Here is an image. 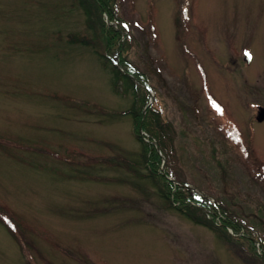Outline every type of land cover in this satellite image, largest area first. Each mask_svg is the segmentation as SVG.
Returning <instances> with one entry per match:
<instances>
[{
  "label": "rangeland",
  "instance_id": "1",
  "mask_svg": "<svg viewBox=\"0 0 264 264\" xmlns=\"http://www.w3.org/2000/svg\"><path fill=\"white\" fill-rule=\"evenodd\" d=\"M113 10L0 0V264H264V0ZM150 95L144 141L133 114ZM139 139L211 209L172 205ZM221 204L247 228L223 226Z\"/></svg>",
  "mask_w": 264,
  "mask_h": 264
},
{
  "label": "trees",
  "instance_id": "2",
  "mask_svg": "<svg viewBox=\"0 0 264 264\" xmlns=\"http://www.w3.org/2000/svg\"><path fill=\"white\" fill-rule=\"evenodd\" d=\"M98 7V9L101 11V13H105L109 20L115 21L117 19L114 18V6H115V0H93ZM101 32L104 35L105 39V48L110 52H115L121 50L123 48L122 42H119L120 33L117 29H115L113 26L106 24L105 22H102L101 24ZM119 62L121 66H124L126 63L123 61V59H119ZM130 67V66H129ZM131 68V67H130ZM127 72L131 73L134 78L139 79L141 76L136 74L134 71L127 70ZM116 74L118 76H121L122 78L126 79L127 81L133 83L134 78L122 73L118 68L116 69ZM137 85L139 91L141 93L145 94L146 88L140 84V82H137ZM143 100V99H142ZM137 105V102L136 104ZM144 105V103H143ZM150 106V105H149ZM147 106L145 109V115L143 113L142 107L138 108L135 114H133V118L135 120L136 124H140L142 130L148 134H150L152 139H155V136L152 134L154 129V134L156 131L155 126H160L158 123L159 115L151 109V107ZM136 109V107H135ZM141 138V137H140ZM143 146L145 147L147 151V160L146 165L150 170V173L152 176H154L159 182L162 183V185L165 187L166 192V198L171 200V204H178L183 205L185 202H198L202 206H205L209 209H211V203L208 200H205L198 195H196L194 192H192L189 188L180 186L178 184H175L170 180L169 177L172 175L171 171L169 170L168 166L165 167L166 172L163 173L160 168H158V163L160 162L161 158L159 153L156 151L153 145H147L144 143L141 139H139ZM221 212H222V225L232 228L235 232H238L239 229H242V227L247 228L242 220L238 218L236 215H234L232 212H230L225 204H221ZM247 231L250 234H253V231L250 229H247ZM264 255V254H263Z\"/></svg>",
  "mask_w": 264,
  "mask_h": 264
},
{
  "label": "water",
  "instance_id": "3",
  "mask_svg": "<svg viewBox=\"0 0 264 264\" xmlns=\"http://www.w3.org/2000/svg\"><path fill=\"white\" fill-rule=\"evenodd\" d=\"M245 60L248 62L249 59L247 56H245ZM264 119V108L260 107L259 110H258V114H257V120L258 121H261Z\"/></svg>",
  "mask_w": 264,
  "mask_h": 264
},
{
  "label": "snow or ice",
  "instance_id": "4",
  "mask_svg": "<svg viewBox=\"0 0 264 264\" xmlns=\"http://www.w3.org/2000/svg\"><path fill=\"white\" fill-rule=\"evenodd\" d=\"M245 56H247V57H248V59H252V57H251V54H250V53H248V52H245Z\"/></svg>",
  "mask_w": 264,
  "mask_h": 264
}]
</instances>
